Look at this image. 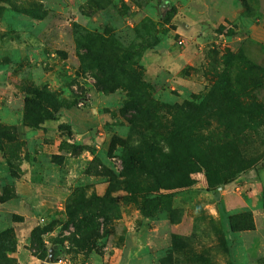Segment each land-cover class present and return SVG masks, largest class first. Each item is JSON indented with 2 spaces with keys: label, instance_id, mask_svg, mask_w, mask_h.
Masks as SVG:
<instances>
[{
  "label": "rangeland",
  "instance_id": "374dc122",
  "mask_svg": "<svg viewBox=\"0 0 264 264\" xmlns=\"http://www.w3.org/2000/svg\"><path fill=\"white\" fill-rule=\"evenodd\" d=\"M263 66L264 0H0L14 264H264ZM134 94L148 122H129ZM129 149L164 184L195 182H125ZM207 169L235 177L207 190Z\"/></svg>",
  "mask_w": 264,
  "mask_h": 264
},
{
  "label": "trees",
  "instance_id": "16d2710c",
  "mask_svg": "<svg viewBox=\"0 0 264 264\" xmlns=\"http://www.w3.org/2000/svg\"><path fill=\"white\" fill-rule=\"evenodd\" d=\"M173 10V8H171ZM169 16L166 15L164 17V20L166 22L169 21ZM128 53L124 52L123 53V59L124 61L130 60V52L127 51ZM114 58H116V56H114ZM117 61L119 62H123L121 59H119V57L117 56L116 58ZM130 67V73L129 75L132 77L131 79V87L130 90L134 92L135 88H139L140 85H142V82L140 80V78L134 73L133 69L131 66ZM261 69L264 71V66L261 67ZM103 81H101L102 83ZM111 89V88H110ZM34 92L33 89H28L27 93H32ZM135 93V92H134ZM37 94V93H36ZM39 94V93H38ZM136 95V94H134ZM145 94H140V96L136 95L135 96V100H132L131 102H129L127 105H129L128 109H133V112H131V118L129 119V122L133 123V124H137V123H144V122H148L149 118L154 117V113L151 110V105L148 104V107H150V109H146V111L141 108L140 105H142L140 103V98H145ZM26 100H29V96L26 97ZM139 103V104H138ZM133 104V105H131ZM146 116V117H145ZM182 133H184L183 130H178L177 132V136L180 137V144L183 146L188 147L191 143V138H188L189 135L191 136V133H187L185 138L182 137ZM192 137V136H191ZM190 154H188L187 156H185L182 160L183 161H187L191 159ZM122 159V164L124 167V170L126 172L125 176H126V181L125 182H129L131 184H133V182L136 181L137 176L139 175V171H143L146 172L147 175L153 177L154 182L157 184L156 188L159 187H163V188H172V187H183L186 186L188 184H193L195 182V180H186V181H181L178 183H175L174 185H169V184H164V179L162 177V174L158 173V170H154L148 167L149 161H148V155L147 154H143L142 152L137 151L136 153L130 151L129 150H125L123 152V155L121 157ZM180 157H175L169 160L168 157V162L170 165H174L176 164V161H180ZM159 159L156 160V162H158ZM207 168V167H206ZM207 180H206V189L207 190H214L218 185L221 184H225L230 182L231 180H233V178L235 177V174L233 173H229L228 176H220L214 173H211L208 169H207ZM18 215H13V218H16ZM10 229L4 230L2 232H0V264H14L15 259L10 257L8 255V253L13 252L15 250V240L13 239L12 236H9L10 234ZM42 230L39 227H34L31 231V239L34 243L38 244L40 247L41 246V235H42Z\"/></svg>",
  "mask_w": 264,
  "mask_h": 264
},
{
  "label": "water",
  "instance_id": "95a60500",
  "mask_svg": "<svg viewBox=\"0 0 264 264\" xmlns=\"http://www.w3.org/2000/svg\"><path fill=\"white\" fill-rule=\"evenodd\" d=\"M168 6H169V4H167V3H162V7H163V9L167 8ZM160 14L163 15V12L161 11Z\"/></svg>",
  "mask_w": 264,
  "mask_h": 264
}]
</instances>
